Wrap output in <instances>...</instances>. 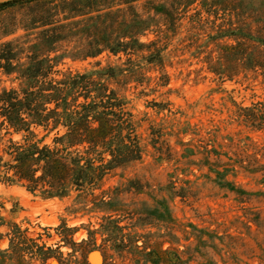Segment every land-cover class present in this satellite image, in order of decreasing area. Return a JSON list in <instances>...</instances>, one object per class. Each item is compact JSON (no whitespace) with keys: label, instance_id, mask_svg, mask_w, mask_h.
Here are the masks:
<instances>
[{"label":"rangeland","instance_id":"obj_1","mask_svg":"<svg viewBox=\"0 0 264 264\" xmlns=\"http://www.w3.org/2000/svg\"><path fill=\"white\" fill-rule=\"evenodd\" d=\"M201 2L35 0L2 9L13 28L46 14L76 24L49 54L66 55L53 77L113 68L96 80L126 100L142 155L96 187L77 191L65 179L63 197L44 181L31 192L20 179L30 170L6 167L16 165L8 142L52 145L55 131L33 128L24 139L0 117V264H264V70L245 64L248 56L264 63V0ZM103 31L148 47L83 57ZM24 35L25 53L47 54L23 29L0 42ZM157 52L162 60L149 64ZM26 84L0 69V91Z\"/></svg>","mask_w":264,"mask_h":264},{"label":"trees","instance_id":"obj_2","mask_svg":"<svg viewBox=\"0 0 264 264\" xmlns=\"http://www.w3.org/2000/svg\"><path fill=\"white\" fill-rule=\"evenodd\" d=\"M31 1L35 0L0 2V14L4 8ZM208 1L210 7L224 3V0ZM201 5L205 7L206 0ZM20 19L24 24L17 28H13L16 24L14 16L0 19V40L16 34L18 29H23L26 33H31V36L35 35L36 44L33 46L45 49L48 55H40L39 51L25 53L23 45H27V35L21 40L16 37L0 42V69L8 76L17 74L27 83L20 90L11 88L0 91L2 126L6 123L14 132L22 131L25 134L24 139L29 135L34 136L33 128L43 127L47 134L53 131L55 134L52 145L40 146L43 142L40 140L22 146L9 140L10 147L6 154L13 156L16 165L6 164L8 171L18 167L29 169L30 172H25L20 178L28 183L29 191L34 192L38 183L44 181L49 183L51 189L58 186L53 196L63 197L68 194L65 179L77 191H82L91 186L96 187L110 170L139 161L142 151L126 100L116 96L104 83L96 80L104 76L112 78L115 70L109 68L106 73L68 72L62 79L54 78L53 76L60 73L55 70L56 62L66 55L51 57L49 54L56 53L59 44L71 39L76 24L66 22L67 18H63L61 23L49 18L48 14L41 17L22 16ZM35 30H38L37 33H33ZM245 37L249 38V34ZM259 42L264 46L263 37ZM147 47L130 35H113L103 31L100 36L92 37L87 42L83 57L95 58L104 51L127 55ZM161 60L160 52L151 53L146 59L149 64L160 63ZM245 64L252 70H264V63L251 56L247 57ZM124 70L133 73L136 68L126 67ZM78 146H82L83 153L72 157L69 149ZM1 163L0 156V167ZM38 171H41L40 176L36 175ZM5 180L11 181V178L6 176ZM116 223L108 219L106 230L111 224L112 233L116 235V231H121ZM115 239L120 242L124 240Z\"/></svg>","mask_w":264,"mask_h":264}]
</instances>
